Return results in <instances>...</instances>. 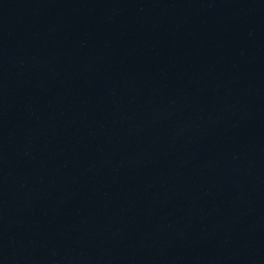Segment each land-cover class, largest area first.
Masks as SVG:
<instances>
[{"label": "water", "instance_id": "water-1", "mask_svg": "<svg viewBox=\"0 0 264 264\" xmlns=\"http://www.w3.org/2000/svg\"><path fill=\"white\" fill-rule=\"evenodd\" d=\"M0 236L264 264V0H0Z\"/></svg>", "mask_w": 264, "mask_h": 264}]
</instances>
